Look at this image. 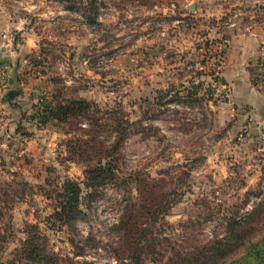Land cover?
I'll return each mask as SVG.
<instances>
[{
	"label": "rangeland",
	"instance_id": "1",
	"mask_svg": "<svg viewBox=\"0 0 264 264\" xmlns=\"http://www.w3.org/2000/svg\"><path fill=\"white\" fill-rule=\"evenodd\" d=\"M261 35L264 0H0V264H260L264 127L227 74L264 93ZM121 138L120 177L54 217Z\"/></svg>",
	"mask_w": 264,
	"mask_h": 264
},
{
	"label": "trees",
	"instance_id": "2",
	"mask_svg": "<svg viewBox=\"0 0 264 264\" xmlns=\"http://www.w3.org/2000/svg\"><path fill=\"white\" fill-rule=\"evenodd\" d=\"M90 13L87 15L88 21L95 23L96 21V10H93L91 7ZM94 105L87 100L84 99H70L66 102H57L52 109V114L59 119L61 122L70 123L71 118L76 117H87L91 120L98 121V117H96L97 108H93ZM101 110V109H100ZM94 114V116L91 115ZM102 113V111H101ZM104 114V113H102ZM21 125H18V129ZM116 131L121 132L125 130L122 127L121 122L119 121L115 127ZM121 139L111 143V145H102V153L101 158L97 161L96 166H88L85 170L86 180L84 181V187L81 183L74 180H66L63 188V193L61 195L62 200L60 201L59 210H56L53 214L61 222L66 224H72L81 214H83V210L81 206L83 205L84 192L86 195L90 197L95 192L99 190V188L108 183V181H113L120 177V167L118 163V159L115 156L118 152V147L120 146ZM81 152V148H79L78 152ZM255 252L252 256H254ZM255 259L259 258L260 264H264V256L262 254L256 253L254 256ZM210 264V263H208Z\"/></svg>",
	"mask_w": 264,
	"mask_h": 264
},
{
	"label": "crops",
	"instance_id": "3",
	"mask_svg": "<svg viewBox=\"0 0 264 264\" xmlns=\"http://www.w3.org/2000/svg\"><path fill=\"white\" fill-rule=\"evenodd\" d=\"M258 39L261 41L264 39V35H261L258 37ZM259 52V51H258ZM258 57H260L258 55ZM256 62H258V59H256ZM255 62V63H256ZM241 65L239 64L238 69H241ZM15 71V70H14ZM13 71V72H14ZM243 72V68H242ZM230 78V82L233 84L234 89H233V94L235 95V99L239 100L241 103V108L244 110V112L247 111V106H253L257 110V114L255 117L251 118L254 121L251 122V126H256L257 128H262L264 127V93L255 88V86L251 84L249 80L250 75H244L240 74L238 72H232L230 74H227ZM29 92L28 91H23L21 95H19V101L17 102H24L26 103L29 100ZM4 96L2 95V98ZM23 104V103H21ZM19 103V106L21 105ZM6 124H9V129H11L13 126L16 129L18 126L17 123L11 122V118L7 119ZM3 122H0V128L2 127ZM5 129V127H4ZM4 129H2V132H4ZM1 131V130H0ZM6 132H8L6 130Z\"/></svg>",
	"mask_w": 264,
	"mask_h": 264
},
{
	"label": "water",
	"instance_id": "4",
	"mask_svg": "<svg viewBox=\"0 0 264 264\" xmlns=\"http://www.w3.org/2000/svg\"><path fill=\"white\" fill-rule=\"evenodd\" d=\"M22 92V89H13L5 96V98L7 99V101L11 102V99L14 95L21 94Z\"/></svg>",
	"mask_w": 264,
	"mask_h": 264
},
{
	"label": "built area",
	"instance_id": "5",
	"mask_svg": "<svg viewBox=\"0 0 264 264\" xmlns=\"http://www.w3.org/2000/svg\"><path fill=\"white\" fill-rule=\"evenodd\" d=\"M7 72H2V74L0 73V84H2V82L6 81V77H7Z\"/></svg>",
	"mask_w": 264,
	"mask_h": 264
}]
</instances>
